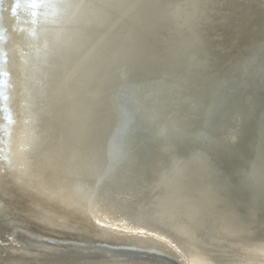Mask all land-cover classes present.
I'll list each match as a JSON object with an SVG mask.
<instances>
[{
  "label": "bare ground",
  "instance_id": "6f19581e",
  "mask_svg": "<svg viewBox=\"0 0 264 264\" xmlns=\"http://www.w3.org/2000/svg\"><path fill=\"white\" fill-rule=\"evenodd\" d=\"M0 264H264V0H0Z\"/></svg>",
  "mask_w": 264,
  "mask_h": 264
}]
</instances>
